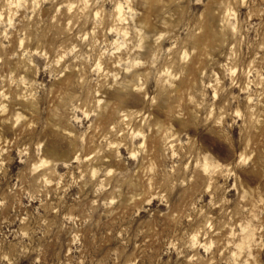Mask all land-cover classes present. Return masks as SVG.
I'll return each mask as SVG.
<instances>
[{
	"label": "rangeland",
	"instance_id": "374dc122",
	"mask_svg": "<svg viewBox=\"0 0 264 264\" xmlns=\"http://www.w3.org/2000/svg\"><path fill=\"white\" fill-rule=\"evenodd\" d=\"M0 264H264V0H0Z\"/></svg>",
	"mask_w": 264,
	"mask_h": 264
}]
</instances>
